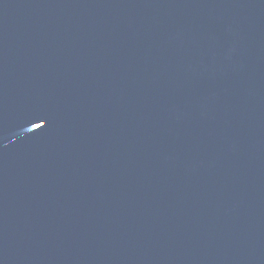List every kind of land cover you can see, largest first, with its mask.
I'll use <instances>...</instances> for the list:
<instances>
[{
  "label": "water",
  "instance_id": "water-1",
  "mask_svg": "<svg viewBox=\"0 0 264 264\" xmlns=\"http://www.w3.org/2000/svg\"><path fill=\"white\" fill-rule=\"evenodd\" d=\"M0 253L264 264V0H0Z\"/></svg>",
  "mask_w": 264,
  "mask_h": 264
}]
</instances>
